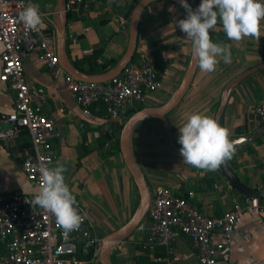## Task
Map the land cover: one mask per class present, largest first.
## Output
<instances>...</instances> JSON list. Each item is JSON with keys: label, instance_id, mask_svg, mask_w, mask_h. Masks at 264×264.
Returning a JSON list of instances; mask_svg holds the SVG:
<instances>
[{"label": "crops", "instance_id": "1", "mask_svg": "<svg viewBox=\"0 0 264 264\" xmlns=\"http://www.w3.org/2000/svg\"><path fill=\"white\" fill-rule=\"evenodd\" d=\"M27 1L38 5L41 13L56 22L58 0ZM84 1L88 9L74 21V39L67 40L69 58L73 65L88 69L85 60L94 56L95 50H101L97 63L111 69L128 49L135 0ZM194 2L196 4V0ZM147 9L154 18L153 26L145 36H139L137 52L138 58H148L160 72L162 85L148 96L144 106L154 108L166 104L179 89L192 59V42L186 40L177 25V21L187 15L180 5L156 1ZM210 35L213 42L229 47L231 63L226 64L221 59L216 70L210 73L198 67L188 93L167 116L179 148V128L190 115L204 113L216 119L228 83L247 70L264 64V22L260 40L245 37L239 42L230 41L220 23ZM3 51L0 42V74ZM24 72L31 88L45 90L46 102L35 104L57 121L61 133L54 142L58 154L54 167L59 163L67 169L65 183L77 203L88 212L95 235L105 240L130 221L140 202L139 189L122 154L115 153L106 159L101 156L120 139V127L132 109L125 110L121 118L112 120L102 106H92V115L87 116L69 96L64 78H54L37 54L25 59ZM15 101L16 92L9 84L0 81V117L13 112ZM261 103H264V70L253 74L229 93L221 126L230 129V139L248 135L264 126L253 113ZM105 136H109L108 141ZM25 143L29 140L26 139ZM134 149L151 197L157 188L164 187L184 197L208 216H222L240 202L244 212L237 222L228 254L220 264H264V213L259 210L264 207V198L253 199L254 207L250 208L247 202L251 198L240 195L219 168L207 171L184 163L182 156L170 147L165 126L158 119H149L138 125ZM235 149L228 162L240 181L249 188L264 190V137ZM16 150L15 144L0 141V194L33 195V189L38 188L27 180ZM132 239L115 248L112 254L114 264H162L156 259L165 255L163 249L145 252L134 246ZM173 258L175 264H199L191 240L182 234L175 236Z\"/></svg>", "mask_w": 264, "mask_h": 264}, {"label": "built area", "instance_id": "2", "mask_svg": "<svg viewBox=\"0 0 264 264\" xmlns=\"http://www.w3.org/2000/svg\"><path fill=\"white\" fill-rule=\"evenodd\" d=\"M200 3L196 0L197 7ZM28 4L27 0H0V42L4 46L0 81L16 92L13 112L0 117V141L16 145V156L27 180L39 189L40 169L54 167L58 159L54 142L61 133L57 121L35 104L46 102V92L27 84L24 61L28 56L37 54L54 78H64L69 96L87 116L92 115V106H102L110 119H119L127 109L144 107L162 81L156 66L143 56L132 60L120 75L108 81L78 80L60 62L55 19L40 12L43 27L35 29L19 19ZM87 9L84 0H66L67 40L74 39V21ZM253 113L264 124V103L257 105ZM33 199L34 195L28 194H0V264H100L103 239L95 235L90 216L81 204H76L84 217L80 228L66 232L55 216L34 205ZM247 203L254 207L253 199ZM259 210L264 213V207ZM243 212V205L238 202L222 216H208L184 197L159 187L151 197L146 218L130 238L136 247L163 249L165 255L156 260L175 264L174 240L176 234H182L191 240L199 264H220L228 254Z\"/></svg>", "mask_w": 264, "mask_h": 264}, {"label": "clouds", "instance_id": "3", "mask_svg": "<svg viewBox=\"0 0 264 264\" xmlns=\"http://www.w3.org/2000/svg\"><path fill=\"white\" fill-rule=\"evenodd\" d=\"M180 2L187 15L177 21V25L186 40L192 42V59L203 72H214L221 59L226 64L231 63L229 47L213 42L210 35L218 23L230 41L261 38L264 0H201L196 9L187 0ZM19 19L28 28L43 27L38 5L29 3L19 13ZM230 135V129L221 126L214 117L204 113L190 115L179 128L178 143L183 162L207 171L217 170L235 153ZM66 171L59 163L52 168L42 167V184L38 190L33 189V204L53 214L57 224L71 232L80 228L84 217L76 207L75 195L65 183Z\"/></svg>", "mask_w": 264, "mask_h": 264}, {"label": "water", "instance_id": "4", "mask_svg": "<svg viewBox=\"0 0 264 264\" xmlns=\"http://www.w3.org/2000/svg\"><path fill=\"white\" fill-rule=\"evenodd\" d=\"M156 1H170L177 3L178 5L181 6L180 0H140L136 4L132 13L131 23H130V41H129L128 49L124 54L123 58L111 71L106 72L104 74L89 75L80 72L73 65V63L69 58L67 52V39H66V26L68 22V15L66 13V0H58L59 14L55 23L57 29V51L62 66L73 77L77 78L80 81H84L88 83H101L120 75L121 72L127 67V65L130 62H132V60L134 59L135 52L137 51L141 17L145 9H147L151 3ZM187 2L194 9L192 4L188 0ZM184 11L187 14L185 9ZM197 68L198 66L193 61V59H191L185 77L179 89L172 96V98L163 106L154 107V108H144L143 110L135 113L126 121L121 131L120 152L122 154L127 169L129 170L130 174L132 175L139 189L140 202L137 210L135 211L130 221L126 223L123 227H121L118 231H116L115 233L108 236L105 240H103L100 250V256H99L100 264H114L112 259L113 251L121 243L125 242L134 234L136 229L142 224V222L146 218L150 208L151 196H150L149 187L147 185L140 164L137 160L134 149V135L136 128L143 121L149 119L160 120L165 126L170 147L174 152L180 155V151H179L180 148L177 147L174 142L173 127L169 122L167 116L180 105V103L188 93L194 81ZM263 70H264V64L258 65L240 74L239 76L235 77L228 83L222 94L221 103L216 115V119L220 124H221V118L227 106V100L230 91L233 88H235L237 85L242 83L244 80L252 76L253 74ZM263 137H264V126L256 129L255 131H253L248 135L232 137L231 141L234 143L235 147H246L252 143L257 142ZM219 169L223 172L229 183L234 187V189L240 195L251 199L264 198V190H255L243 184L228 161L223 163L219 167Z\"/></svg>", "mask_w": 264, "mask_h": 264}, {"label": "trees", "instance_id": "5", "mask_svg": "<svg viewBox=\"0 0 264 264\" xmlns=\"http://www.w3.org/2000/svg\"><path fill=\"white\" fill-rule=\"evenodd\" d=\"M140 0H135V5L139 2ZM192 6L194 7V9H196V4L194 2V0H188ZM135 5L133 6L132 8V11L134 10L135 8ZM154 21V18H152L148 12V9H145L142 17H141V24H140V31H139V36H145L148 32V29L150 27L153 26V22ZM101 50H95L94 52V56L92 57H89L87 58V60H85L87 62V64L89 65V68L88 69H85L84 66L82 65H78V64H74V66L82 73H85V74H89V75H98V74H104L106 72H109L111 71L115 66L116 64H114V66L111 68V69H107L106 67L104 66H101L97 63V58L100 56L101 54ZM138 58V52L136 51L135 52V55H134V59L133 60H136ZM144 107L143 106H139V107H136L134 109H132L130 111V113L128 114L127 118L123 120L122 122V125L120 127V131H122L126 121L132 116L134 115L135 113L143 110ZM105 141H108L109 140V136H105ZM26 146L29 145V143H26L25 144ZM115 153H121L120 152V139L114 144L112 145L107 151H103L101 153V156L103 159H106V158H109L111 156H113ZM141 248L142 250H144L145 252H149L151 250V248H143V247H139ZM158 249V248H156ZM160 256V254H158Z\"/></svg>", "mask_w": 264, "mask_h": 264}, {"label": "rangeland", "instance_id": "6", "mask_svg": "<svg viewBox=\"0 0 264 264\" xmlns=\"http://www.w3.org/2000/svg\"><path fill=\"white\" fill-rule=\"evenodd\" d=\"M145 108V107H144Z\"/></svg>", "mask_w": 264, "mask_h": 264}]
</instances>
